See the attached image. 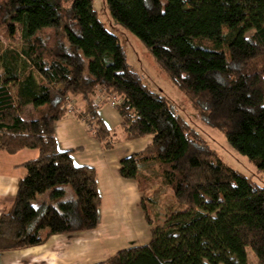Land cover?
<instances>
[{
	"label": "trees",
	"instance_id": "trees-1",
	"mask_svg": "<svg viewBox=\"0 0 264 264\" xmlns=\"http://www.w3.org/2000/svg\"><path fill=\"white\" fill-rule=\"evenodd\" d=\"M103 1L204 125L264 174V0ZM0 32L10 41L19 37L8 48L0 42V151H37L21 164L26 175L10 211L0 215V254L96 229L95 170L58 150L55 124L66 116V100L78 98L84 109L77 118L95 125L96 139L111 149L114 134L98 117L103 92L117 100L125 140L151 137L118 169L142 194L150 240L96 264H248L247 250L264 264V178L260 183L227 165L166 97L142 83L93 0H0ZM148 164L179 207L163 225L141 188L140 170Z\"/></svg>",
	"mask_w": 264,
	"mask_h": 264
},
{
	"label": "crops",
	"instance_id": "crops-1",
	"mask_svg": "<svg viewBox=\"0 0 264 264\" xmlns=\"http://www.w3.org/2000/svg\"><path fill=\"white\" fill-rule=\"evenodd\" d=\"M77 100L80 101L78 98ZM80 107L83 108L81 101ZM98 117L114 134L116 143L109 150L103 149L77 117H65L55 124L58 150L72 151L75 166L95 170L101 199L96 229L76 234H55L41 245L3 252L0 254V264H96L106 261L122 248L139 247L148 243L150 228L139 207L141 194L137 183L122 179L118 169L122 159L143 151L151 142V137L125 140L120 130L121 119L115 108L101 104ZM36 157L37 151L32 149H24L15 154L0 151V215L11 209L18 183L26 175L21 164ZM111 210L122 211L117 214ZM126 210H130V213ZM132 215L142 232L147 234L142 239L143 233L132 228L129 231L133 241L124 242L127 239L116 233H123L122 226H131ZM132 243L135 245L131 246Z\"/></svg>",
	"mask_w": 264,
	"mask_h": 264
},
{
	"label": "rangeland",
	"instance_id": "rangeland-1",
	"mask_svg": "<svg viewBox=\"0 0 264 264\" xmlns=\"http://www.w3.org/2000/svg\"><path fill=\"white\" fill-rule=\"evenodd\" d=\"M93 9L107 30L117 36L119 43L124 50L128 65L130 66L131 70L140 76L142 83L146 85L151 91L166 97L169 100L174 113L184 119L193 130L203 137L210 147L217 151V153L222 157L227 165L242 173L246 177L253 178L254 180L261 183L264 178V174H259L256 172L255 167L250 164L245 157L236 153L227 144L225 138L218 130L211 129L204 125V123L193 110L188 99L182 94V92L172 85L167 75L158 68L150 53L142 45V43L135 36L111 19L108 11L105 8L104 1L93 0ZM224 31L226 32V30ZM252 33L253 31H250L246 33L245 36L248 37ZM18 40L19 37L16 33L12 41L17 42ZM12 41H10L8 37L3 36V34L0 32V42H2L3 48H8L9 46L13 45ZM96 98H98L97 100L100 102V104L115 108L110 104V100H108L103 92H100ZM71 103L75 111L78 110V112L75 114L67 113L65 117H77L80 114V110L84 109V105L82 104L83 108L80 107V101L78 102L76 98L71 97ZM80 120L82 123H85L87 118L83 116ZM87 129L89 133L96 138L97 127L95 125H89ZM139 178L142 185L141 188L147 191L144 192L145 196L150 197L151 199L150 205L147 206L149 212L154 217V220L158 225H163L167 216L179 208L173 198L172 192L167 187L161 185L159 177L156 173V169L152 164L142 167ZM41 199L42 198L38 197L37 202L34 203V205H37L38 201ZM111 211L121 214L122 210ZM126 211L128 214L130 213V210ZM122 215H124V212ZM132 220L133 221L131 222L130 227L122 226L123 233L120 231L116 233L120 236H123L124 239H127L124 242H127L128 240L131 242L133 241L134 238L132 237V234H130L131 231H129L132 228L136 229L138 232H142L141 228L138 226L139 224L135 223L134 216L132 217ZM133 232L134 231H132V233ZM145 234H147V232L143 233V237H141L142 239L146 236ZM130 245L133 246L135 244L132 243ZM247 257L248 264H256V259L250 250H247Z\"/></svg>",
	"mask_w": 264,
	"mask_h": 264
},
{
	"label": "built area",
	"instance_id": "built-area-1",
	"mask_svg": "<svg viewBox=\"0 0 264 264\" xmlns=\"http://www.w3.org/2000/svg\"><path fill=\"white\" fill-rule=\"evenodd\" d=\"M72 103H71V98H68L66 100V105H67V107H66V114L67 113L68 114H72V113L75 114V113L78 112V110L75 111V109L72 107ZM110 104L115 107V105L117 104V100L115 98L110 99Z\"/></svg>",
	"mask_w": 264,
	"mask_h": 264
}]
</instances>
